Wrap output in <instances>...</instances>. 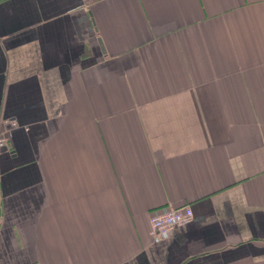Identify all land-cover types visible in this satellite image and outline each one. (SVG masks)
Returning <instances> with one entry per match:
<instances>
[{
    "label": "crops",
    "instance_id": "1",
    "mask_svg": "<svg viewBox=\"0 0 264 264\" xmlns=\"http://www.w3.org/2000/svg\"><path fill=\"white\" fill-rule=\"evenodd\" d=\"M0 138V264H264V0H0Z\"/></svg>",
    "mask_w": 264,
    "mask_h": 264
},
{
    "label": "built area",
    "instance_id": "2",
    "mask_svg": "<svg viewBox=\"0 0 264 264\" xmlns=\"http://www.w3.org/2000/svg\"><path fill=\"white\" fill-rule=\"evenodd\" d=\"M5 140L0 138V147ZM193 212L187 205L177 208H160L149 215L150 237L154 241L163 240L170 236L173 229L190 224Z\"/></svg>",
    "mask_w": 264,
    "mask_h": 264
}]
</instances>
